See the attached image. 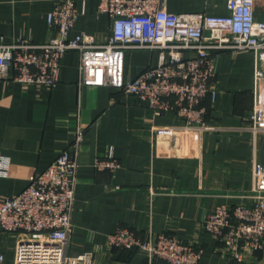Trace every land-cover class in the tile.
I'll return each mask as SVG.
<instances>
[{"label": "crops", "instance_id": "obj_1", "mask_svg": "<svg viewBox=\"0 0 264 264\" xmlns=\"http://www.w3.org/2000/svg\"><path fill=\"white\" fill-rule=\"evenodd\" d=\"M55 1L0 0V36L7 42L55 36L47 21ZM76 1L84 12L70 37L86 33L105 41L112 22L98 11L99 0ZM164 7L224 15L227 0H165ZM255 13L264 20V0H258ZM158 61L156 50L127 51L125 78ZM214 61L216 95L201 103L208 129H177L165 137L157 127L185 123L175 111H156L115 86H80L77 50L63 56L56 86L0 79V155L9 165L0 175V197L20 192L69 149L78 162L70 256L91 253L93 264H150L141 252L108 244V235L125 226L141 238L164 232L193 242L203 248L200 264H231L223 243L204 229L203 221L218 204L254 201L252 169L256 161L264 164V129L248 128L253 51H219ZM110 150L121 166L98 170L96 160ZM0 250L6 252L2 244ZM245 258L264 264V249L247 251Z\"/></svg>", "mask_w": 264, "mask_h": 264}, {"label": "built area", "instance_id": "obj_2", "mask_svg": "<svg viewBox=\"0 0 264 264\" xmlns=\"http://www.w3.org/2000/svg\"><path fill=\"white\" fill-rule=\"evenodd\" d=\"M85 3V1L83 0ZM165 0H99L98 11L111 20L105 41L86 33L70 37L84 12L76 0H56L48 12L55 36L44 42L5 41L0 36V79L35 86H56L63 56L70 50L80 54V86L111 85L133 94L158 111H175L181 126H160L159 136L177 129L200 131L206 109L201 103L215 98L214 55L223 50H251L255 55L252 82L253 106L249 114L252 131L264 129V20L255 13L258 0H227L224 15L205 12L174 13ZM129 50H156L159 61L134 77L125 78L124 61ZM81 133L75 145L79 144ZM8 159L0 155V175L8 171ZM114 170L120 160L110 150L94 165ZM78 162L69 149L37 174L20 192L0 197V233L16 236L12 264H93L91 253L68 254L74 228L73 201ZM254 201L218 204L204 219V229L223 243L231 264H261L248 261L245 252L264 249V164L252 169ZM111 247L145 254L150 264H200L203 248L167 233L141 238L120 226L108 235ZM7 254L0 250V264Z\"/></svg>", "mask_w": 264, "mask_h": 264}, {"label": "rangeland", "instance_id": "obj_3", "mask_svg": "<svg viewBox=\"0 0 264 264\" xmlns=\"http://www.w3.org/2000/svg\"><path fill=\"white\" fill-rule=\"evenodd\" d=\"M0 237V244L4 247L7 253V261L5 264H12L14 259V250L16 243V236L11 233H2Z\"/></svg>", "mask_w": 264, "mask_h": 264}]
</instances>
